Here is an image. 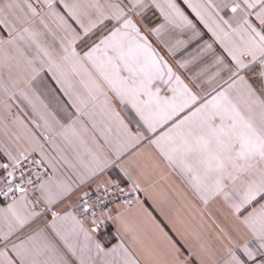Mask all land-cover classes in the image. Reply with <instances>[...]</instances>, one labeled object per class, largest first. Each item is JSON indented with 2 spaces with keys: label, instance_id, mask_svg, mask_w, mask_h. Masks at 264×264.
<instances>
[{
  "label": "snow or ice",
  "instance_id": "1",
  "mask_svg": "<svg viewBox=\"0 0 264 264\" xmlns=\"http://www.w3.org/2000/svg\"><path fill=\"white\" fill-rule=\"evenodd\" d=\"M0 264H264V0H0Z\"/></svg>",
  "mask_w": 264,
  "mask_h": 264
}]
</instances>
